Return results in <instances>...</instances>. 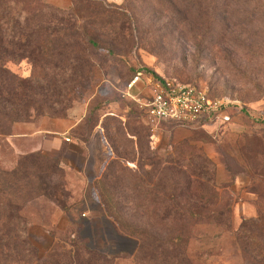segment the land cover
<instances>
[{
    "label": "rangeland",
    "instance_id": "374dc122",
    "mask_svg": "<svg viewBox=\"0 0 264 264\" xmlns=\"http://www.w3.org/2000/svg\"><path fill=\"white\" fill-rule=\"evenodd\" d=\"M33 1L60 9L66 21L74 19L77 30L71 42L81 63L78 83L70 97L60 98L63 107H45L49 113L42 116L30 110L28 121L12 123L8 128L0 126V167L9 169L18 156L32 153L16 154L10 135L25 129L37 130L47 119L75 123L66 136L90 155L84 165L88 181L84 179L83 185L76 183V175L61 163L67 145L56 156L45 155L59 160V172L45 186L60 202L44 195L18 202L25 220L23 234L44 259L42 264L65 261L70 251L80 264H95L83 255L85 248L117 256L113 264H166L160 251H147L134 261L136 242L116 230L92 185L108 160L116 156L135 159L126 163L134 170L136 141L143 151L152 152L160 161L155 168L144 166L149 174L144 178L146 185L149 176L161 173L162 187H169L176 196L174 201L162 200L158 195L156 199L125 198L128 204L137 203L145 209L139 217L141 222L164 225L157 211L177 203L197 215L184 214L169 222L174 227L182 225L185 231L178 246L185 249L189 264H255L234 233L244 220H259L253 226L251 241L261 253L258 264H264V37L255 36L257 30L264 34V14H260V22L254 27L237 24L236 20H248L253 11L249 0H239L240 5L231 12L214 11L215 24L212 15L207 20L212 13L209 7L202 13L178 9L184 0ZM74 12H78L77 16ZM60 13L48 15L41 11L36 21L20 26L32 28L45 20L54 21L62 18ZM88 36L93 44L87 43ZM8 67L19 80L38 75L35 65L26 61L8 63ZM135 70L141 71L144 83L133 94L145 96L149 80L155 77L193 85L211 97L227 101V119L215 117L193 123L149 120L124 95ZM111 118L120 123L110 122ZM36 140L34 136L12 142L24 150L25 141ZM91 140L94 146L85 149L84 144L89 145ZM91 156L95 161L104 159L100 170L97 171L100 163L95 170L91 168ZM69 158L76 166L82 163L76 154ZM165 159L170 160V171L161 172V161ZM171 178L180 181L183 189L175 187ZM25 184L32 182L25 180L22 186ZM113 188L118 186L112 185L109 191ZM23 194L16 192L19 198ZM61 203L65 209H60ZM171 215L169 219L174 217Z\"/></svg>",
    "mask_w": 264,
    "mask_h": 264
},
{
    "label": "trees",
    "instance_id": "16d2710c",
    "mask_svg": "<svg viewBox=\"0 0 264 264\" xmlns=\"http://www.w3.org/2000/svg\"><path fill=\"white\" fill-rule=\"evenodd\" d=\"M215 1L184 0V5H177V7L178 9L190 8L194 11H201V13L203 9L209 7L212 13L207 15V20L212 15V22L215 24L214 11L231 12L238 7V4L240 5L239 0H219V4ZM248 2L252 5L253 11L248 20L236 18L237 24L255 27V23L260 22V14H264V0H249ZM248 2L245 4L249 6ZM41 11L48 15L61 12L51 4L41 5L33 0H0V126L4 125L8 128L12 123L28 121L30 110L33 114L42 116L49 113L44 111L45 107L50 106L51 109L52 106L63 107L60 98L70 97L75 89V84L78 83L79 64L81 63L75 56L74 45L71 42L77 30L74 19L66 21L64 14L60 13L63 15L62 18L53 19L54 21L45 20L44 24H36L32 28L20 26L21 23L36 21ZM77 13L74 12L76 16ZM57 24H62L66 28L59 27ZM262 24L264 26V23ZM255 32H257L256 37L262 35L264 37V34L259 33L258 30ZM62 40L64 41L62 42ZM87 43H94L90 36L87 38ZM261 57V64H264V53ZM22 61L35 65L38 75L31 74L32 78H27L25 81L16 78L10 71L8 63ZM48 71H51V75L47 73ZM137 72L138 70H135L133 76ZM155 79L159 78L155 77ZM60 100L61 105L58 103ZM113 121L120 123L118 119L111 118L110 122ZM0 132H3L2 129ZM132 135L139 136L135 133ZM135 145L137 148L134 155L136 158L137 154L135 169L132 170L126 166L127 162L135 159H122L118 156L109 159L99 178L94 179L92 184L96 199L116 230L136 242L134 261L147 251H152L155 254L160 251L161 259H164L166 264H189L185 249L178 246V241L184 237L185 231L182 225L174 227L169 222H175L184 214L197 216L196 214L189 208H181L177 203H174L173 208L165 206L157 211L159 212L158 216L163 218L160 222L164 225L153 224L149 220L141 222L139 217L141 213H145V209L140 204H128L124 201L128 197L138 200L145 197L156 199L157 195L162 200L174 201L176 197L169 187L168 189L162 187L161 173L155 177L149 176L148 185H146L144 178L149 174L143 170L144 166L155 168L157 164H160V161L154 157L152 152L143 151L139 142L136 141ZM161 163L164 164L163 168H160L161 172L170 171L168 168V165H171L170 160L165 159ZM59 168L58 158H49L40 152L18 156L9 169L0 167V264H42L45 262L38 256L36 248L28 242L23 234L25 220L17 205L21 198L22 201H27L40 195L57 201L55 193L45 184L47 185L50 178L59 172ZM110 179H112L111 182H109ZM25 180L32 182V185L22 186ZM170 181L175 187L179 186L180 190L183 189L180 187L182 186L180 181L178 183L175 178H171ZM112 185L118 186V189L113 188V191L110 192L109 189ZM145 188H147V192H143ZM16 192H23V197L19 198ZM60 207V209H65L62 203ZM206 208H204L206 213L212 216L213 213H210ZM171 214L174 217L169 219ZM250 221L244 220L234 234L235 238L243 245L244 252L253 259L255 264H258L262 259L261 253L257 251L255 245L252 247L251 238L253 237V226L257 222L259 223V220ZM157 231L159 235H157ZM83 255L86 258L89 257L87 259L92 260L95 264H113L117 258V256H105L86 248ZM75 257L70 251L68 256L66 255L65 261L58 260L56 264H80L75 260Z\"/></svg>",
    "mask_w": 264,
    "mask_h": 264
},
{
    "label": "built area",
    "instance_id": "2783aa9c",
    "mask_svg": "<svg viewBox=\"0 0 264 264\" xmlns=\"http://www.w3.org/2000/svg\"><path fill=\"white\" fill-rule=\"evenodd\" d=\"M138 71L126 86L125 96L134 101L151 121L178 123L205 122L215 117L227 119L228 102L214 98L193 85L173 83L169 80H149V92L140 97L132 89L140 80Z\"/></svg>",
    "mask_w": 264,
    "mask_h": 264
},
{
    "label": "crops",
    "instance_id": "0c3cea01",
    "mask_svg": "<svg viewBox=\"0 0 264 264\" xmlns=\"http://www.w3.org/2000/svg\"><path fill=\"white\" fill-rule=\"evenodd\" d=\"M143 80H139L137 84L133 87L132 91H135L137 88H141L143 86ZM43 125L37 129H25L23 132L22 131H16L12 133L9 137V141L11 142V146L14 149V152L16 154H22L27 152H40L43 155H52L56 156L58 151L61 150L65 145H67V152L64 153V156L60 158L61 163L65 165V168H70L71 171L76 175V183L78 184H85L86 178L88 177L84 165L86 162L89 160V153L84 154L83 148H80V150L77 148V144L74 143V141H71L68 136H66L69 132V130L74 127L75 123L72 122H67V121H62L61 119H47L42 123ZM97 132V131H94ZM36 136L37 140L36 141H25V147L24 150H20V147L12 141H16V139H24L27 140L28 138H34ZM99 138V136H98ZM65 142H70V143H65ZM23 146V145H22ZM85 149H90L91 146H94V143L91 142L89 145L84 144ZM76 154L78 158L82 161L81 164L77 165L74 163V161L69 158L70 154ZM92 160V166L95 170V166L97 168V171L100 170V166L103 164L104 159H98L95 161V158L91 156ZM101 160V162H100ZM102 163V164H101ZM81 179V180H80ZM85 179V181H84ZM84 181V183H83ZM81 185V186H82Z\"/></svg>",
    "mask_w": 264,
    "mask_h": 264
}]
</instances>
